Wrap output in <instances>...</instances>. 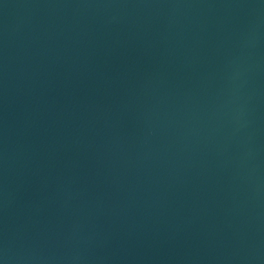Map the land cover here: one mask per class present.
I'll list each match as a JSON object with an SVG mask.
<instances>
[{"label": "water", "instance_id": "obj_1", "mask_svg": "<svg viewBox=\"0 0 264 264\" xmlns=\"http://www.w3.org/2000/svg\"><path fill=\"white\" fill-rule=\"evenodd\" d=\"M0 264H264V0H0Z\"/></svg>", "mask_w": 264, "mask_h": 264}]
</instances>
